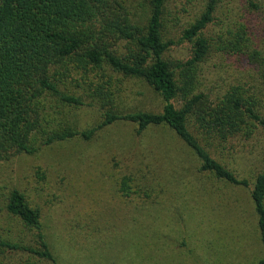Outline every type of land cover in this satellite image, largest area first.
I'll use <instances>...</instances> for the list:
<instances>
[{"label":"trees","instance_id":"16d2710c","mask_svg":"<svg viewBox=\"0 0 264 264\" xmlns=\"http://www.w3.org/2000/svg\"><path fill=\"white\" fill-rule=\"evenodd\" d=\"M171 1L0 0V164L56 142L87 141L113 124L125 123L134 125L136 137L152 132L149 137L154 138L160 127L170 130L198 160V171L247 187L248 181L217 152L239 139L262 140L264 105L255 92L249 94L254 86L247 82L211 99L198 75L214 55L228 51L239 53L240 62L254 73H249L251 79L255 74L264 79V54L251 46L243 30L222 45L221 36L214 37L210 25L222 0H200L198 14L183 27ZM183 42L189 43L186 57L172 58L170 50ZM89 70L103 76L108 72V81L113 74L141 81L160 97V111L122 110L99 85L92 94H85L80 85L79 92L71 77ZM85 106L98 114L89 127H82L78 118ZM150 143L149 153L165 147L160 138ZM133 180L141 183L146 197L145 183L154 192L152 175L129 174L119 185L125 194ZM2 199L5 213L30 234L0 237V264H60L47 243L40 210L16 187L6 188ZM250 200L264 246V160ZM254 264H264V257Z\"/></svg>","mask_w":264,"mask_h":264},{"label":"rangeland","instance_id":"374dc122","mask_svg":"<svg viewBox=\"0 0 264 264\" xmlns=\"http://www.w3.org/2000/svg\"><path fill=\"white\" fill-rule=\"evenodd\" d=\"M171 2V8L178 9L179 27L199 12L200 0ZM241 30L264 54V0H222L210 31L221 36L222 45L233 42ZM188 49L189 43L183 42L169 55L183 59ZM237 54L219 52L205 63L198 75L201 89L212 99L231 85L247 82L254 86L249 94L255 92L264 105V79L258 74L251 79ZM82 73L71 77L79 92L82 87L92 94L99 85L122 110L161 109L160 97L139 80L113 74L108 81V72ZM78 118L82 127H89L98 114L85 106ZM134 131V125L116 123L90 140L56 142L1 163L0 237L30 234L3 208V192L16 187L40 210L47 243L60 264H254L264 257L250 200L264 160V138L239 139L217 152L248 181L243 187L198 171V160L170 130L157 128L154 138L152 132L136 137ZM156 138L165 147L149 153ZM129 174L152 175L154 192L145 183L146 197L141 183L133 180L125 194L119 185Z\"/></svg>","mask_w":264,"mask_h":264}]
</instances>
